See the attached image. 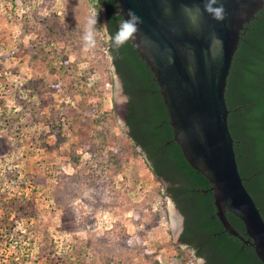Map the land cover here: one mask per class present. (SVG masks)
<instances>
[{"label":"rangeland","instance_id":"rangeland-1","mask_svg":"<svg viewBox=\"0 0 264 264\" xmlns=\"http://www.w3.org/2000/svg\"><path fill=\"white\" fill-rule=\"evenodd\" d=\"M104 24L95 0H0V264H205L129 139Z\"/></svg>","mask_w":264,"mask_h":264},{"label":"water","instance_id":"water-1","mask_svg":"<svg viewBox=\"0 0 264 264\" xmlns=\"http://www.w3.org/2000/svg\"><path fill=\"white\" fill-rule=\"evenodd\" d=\"M120 16L132 9L142 19L130 41L153 74L188 164L211 184L217 217L239 234L225 213L238 218L264 264V220L239 174L228 127L225 88L244 24L262 0H116ZM223 5L217 20L209 8Z\"/></svg>","mask_w":264,"mask_h":264},{"label":"trees","instance_id":"trees-1","mask_svg":"<svg viewBox=\"0 0 264 264\" xmlns=\"http://www.w3.org/2000/svg\"><path fill=\"white\" fill-rule=\"evenodd\" d=\"M114 5V0H95L96 9L104 6L107 10L108 33L113 36L122 21ZM108 48L115 56L118 72L126 78V92L136 93L141 101L135 100L138 108L133 105L137 109H132L127 118L129 135L146 153L154 177L169 183L165 194L184 216L180 244L205 264H261L242 222L225 213L239 234L235 237L219 221L211 184L188 164L174 141L166 108L145 61L130 41L115 55L110 44ZM224 97L238 171L264 220V0L262 9L241 31ZM15 117L20 119V115ZM0 118L5 124L10 123L4 110ZM177 251L186 261L184 252L179 248Z\"/></svg>","mask_w":264,"mask_h":264},{"label":"clouds","instance_id":"clouds-1","mask_svg":"<svg viewBox=\"0 0 264 264\" xmlns=\"http://www.w3.org/2000/svg\"><path fill=\"white\" fill-rule=\"evenodd\" d=\"M212 3H216V0H212ZM208 10L214 13V18L217 20H223L225 18V11L222 4L217 8H209ZM97 17L98 13L94 12L86 21L83 34V46L86 52L92 51L97 47V34L100 31V29H97ZM142 22V19L134 10L128 9L127 19L121 21L114 36L108 33L107 24H104L101 28L104 30L107 42L110 46L115 50H119L129 41L135 40L136 34L139 31V25Z\"/></svg>","mask_w":264,"mask_h":264},{"label":"flooded vegetation","instance_id":"flooded-vegetation-1","mask_svg":"<svg viewBox=\"0 0 264 264\" xmlns=\"http://www.w3.org/2000/svg\"><path fill=\"white\" fill-rule=\"evenodd\" d=\"M263 1V0H262ZM114 2H115V5H114V8L117 10V13H118V15L120 16V13H119V9H118V5H117V2H116V0H114ZM103 9H104V19H105V24H107V10H106V8L104 7V6H101ZM121 17V16H120ZM121 20H123L122 19V17H121ZM107 30H108V26H107ZM131 43V42H130ZM112 48V47H111ZM112 50H113V54L115 55V54H117L118 53V51L117 50H115V49H113L112 48ZM111 50V51H112ZM111 58H112V62H113V66H114V71H115V73H116V75H117V78H118V80H119V86H120V89H121V91H122V93H123V95L125 96V102H124V104H123V122H124V125H125V127L127 128V131H128V136H129V139L132 141V143L135 145V144H137L136 143V141H134L133 139H132V137L129 135L130 134V131H131V128L129 127V125H128V123H127V118L128 117H130V115H131V110L133 109V110H135V108H134V106L133 105H135V106H137V108H138V105L135 103V100H137V102L139 103V99H137L136 97H135V95H136V93H130V94H128L127 92H126V88L125 87H127V85H126V78H124V76L120 73V72H118V70H117V66H118V64H117V61H116V59H115V56L113 57V55H111ZM117 64V66H116V64ZM151 81H152V83H156V81L153 79V77L151 78ZM132 95H133V97H135V98H133L132 97ZM133 102H134V104H133ZM141 102V101H140ZM136 108V109H137ZM135 146H137L142 152H143V149H142V147H141V145H139V144H137V145H135ZM145 155H146V153H145ZM146 158H147V155H146ZM150 163V162H149ZM150 165H151V163H150ZM159 180H161L162 182H164L165 184H166V187H169L170 185H169V183H167L162 177H159ZM173 202V201H172ZM175 205V204H174ZM175 207H176V205H175ZM176 209H177V212L179 213V216H180V218H181V220H180V234H179V238H180V235H181V233L183 232V230H184V222H185V219H184V216L181 214V212H180V210L176 207ZM179 238H178V240H179ZM180 243V242H179ZM203 260V259H202Z\"/></svg>","mask_w":264,"mask_h":264}]
</instances>
